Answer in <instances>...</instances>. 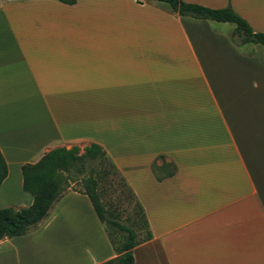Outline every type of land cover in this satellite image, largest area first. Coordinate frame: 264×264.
<instances>
[{
    "label": "crops",
    "instance_id": "crops-1",
    "mask_svg": "<svg viewBox=\"0 0 264 264\" xmlns=\"http://www.w3.org/2000/svg\"><path fill=\"white\" fill-rule=\"evenodd\" d=\"M181 1L264 33V0ZM210 23L227 24L148 0H0V210L31 206L23 165L96 144L145 218L134 264H264V50ZM118 256L76 191L0 240V264Z\"/></svg>",
    "mask_w": 264,
    "mask_h": 264
},
{
    "label": "trees",
    "instance_id": "trees-1",
    "mask_svg": "<svg viewBox=\"0 0 264 264\" xmlns=\"http://www.w3.org/2000/svg\"><path fill=\"white\" fill-rule=\"evenodd\" d=\"M57 1L68 5H72L76 2V0ZM148 1L165 3L171 8L173 12L182 16L209 19L221 23H232L235 25V32L240 43L250 42L264 47V33L254 32L253 30H251L248 24L237 14H235L230 7L210 9L196 4L185 3L181 0ZM83 151L84 152L82 155H78V149L76 147H72L69 150L65 148H55L44 155L37 163L25 164L21 167L22 189L25 193L32 196L33 202L28 208L18 211H15L11 208H4L0 210V240L5 237L12 238L23 235L31 227H34L39 221L46 217L48 210L50 209L52 204L62 194L61 184L63 181L62 178L58 176V173L67 171L77 162L81 163L86 159L95 158L106 160L111 164L112 167L115 168V166L111 163L109 158L98 145L90 144L86 146ZM167 166L171 168V170L168 171L167 175L171 176L175 171V167L172 164L166 165V167ZM6 175L7 166L0 153V184L3 182ZM119 176L123 180L120 174ZM157 179L160 178L157 177ZM123 182L129 189L126 182L124 180ZM96 188L97 183L95 179L92 178V176L86 177L84 191L82 193L89 199V202L97 218L107 227V229L108 225H114L118 230L126 234L125 239L121 242L120 246H117V244L113 242L111 237L112 235L109 232L111 242L113 245H115V251L119 255L114 260V264H134L132 248L138 241L136 239V235L134 231L129 227L113 224L110 220L107 219L106 210L100 201V197ZM129 191L133 196L130 189ZM138 207L143 216L144 226L146 227L142 209L139 205ZM148 237L149 234L147 233L146 237L142 240H146Z\"/></svg>",
    "mask_w": 264,
    "mask_h": 264
},
{
    "label": "rangeland",
    "instance_id": "rangeland-1",
    "mask_svg": "<svg viewBox=\"0 0 264 264\" xmlns=\"http://www.w3.org/2000/svg\"><path fill=\"white\" fill-rule=\"evenodd\" d=\"M210 28L214 32L223 34L222 31H229L236 41L237 35L234 25L210 23ZM262 50H264L263 47ZM259 77V74H256ZM76 147V146H75ZM72 146H67L69 150ZM78 155L83 154V146H77ZM81 165V166H80ZM62 178V192L76 191L83 192L85 179L92 176L97 183V192L100 201L106 210V217L113 224L127 226L132 229L137 240H142L146 237L147 229L144 226L143 216L136 203V200L131 195L129 189L120 178L119 173L106 160L86 159L83 162H77L67 171L58 173ZM112 240L117 246L125 239L126 234L117 229L114 225H108Z\"/></svg>",
    "mask_w": 264,
    "mask_h": 264
}]
</instances>
